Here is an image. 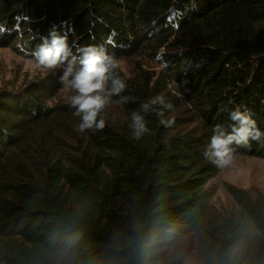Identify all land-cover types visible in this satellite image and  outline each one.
I'll list each match as a JSON object with an SVG mask.
<instances>
[{
    "label": "trees",
    "instance_id": "1",
    "mask_svg": "<svg viewBox=\"0 0 264 264\" xmlns=\"http://www.w3.org/2000/svg\"><path fill=\"white\" fill-rule=\"evenodd\" d=\"M262 27L264 0H0V48L29 60L53 30L70 44H102L118 60L165 48V85L190 93L206 130L199 138L168 135L174 126H159L154 112L145 114L150 132L140 143L107 126L88 130L107 154L102 166L69 172L51 164L43 182L21 184L13 148L24 127L53 116L44 101L62 85L54 74L19 93L1 91L0 264H51L59 252L73 255L72 264H175L165 253L204 223L211 197L204 185L220 170L203 156L213 127L230 125L239 107L264 132ZM127 87L122 95L131 100L122 106L131 114L144 102ZM233 147L264 159V137ZM225 189L256 233L235 226L212 237L207 264H264V207ZM69 194L78 198L73 207Z\"/></svg>",
    "mask_w": 264,
    "mask_h": 264
},
{
    "label": "rangeland",
    "instance_id": "2",
    "mask_svg": "<svg viewBox=\"0 0 264 264\" xmlns=\"http://www.w3.org/2000/svg\"><path fill=\"white\" fill-rule=\"evenodd\" d=\"M264 38V27L261 29ZM167 50L160 47L157 55L142 52L119 59V75L126 80L127 89L141 96L138 100L146 102L156 96H165L173 104V109L165 113V118H174V129L168 135L189 134L199 138L206 131L197 116V110L189 100L190 93L165 85L160 56ZM62 74V69H44L32 60L17 54L12 47L0 48V92L6 90L19 93L34 81L46 80L50 76ZM72 93L58 90L54 97L45 96L44 105L55 109L47 121L24 127L21 143L13 148L11 165L15 167V181L21 184L41 183L45 178L46 167L55 164L66 167L69 172H78L103 165L107 156L92 144L85 132L77 131L79 118L74 116L68 103ZM148 100H144V99ZM131 100V99H128ZM135 100V99H134ZM132 100V101H134ZM62 108H64L62 110ZM106 126L117 134L126 136L134 143H140L130 128L131 114L126 112L117 99L106 108ZM159 126H162L159 123ZM30 127V131H27ZM162 129V128H161ZM210 141V140H209ZM232 185L247 193L252 203L264 207V159L235 154L230 167L220 169L210 177L204 189L211 193L202 226L185 238H181L165 255L174 259L175 264H207L209 252L207 242L212 237L228 232L232 227H244L255 234L252 224L246 222L234 199L225 189ZM65 189L68 190L66 185ZM72 207L77 203L75 194H69ZM51 264H72L74 256L59 252L47 258Z\"/></svg>",
    "mask_w": 264,
    "mask_h": 264
},
{
    "label": "clouds",
    "instance_id": "3",
    "mask_svg": "<svg viewBox=\"0 0 264 264\" xmlns=\"http://www.w3.org/2000/svg\"><path fill=\"white\" fill-rule=\"evenodd\" d=\"M33 63L44 69H62L59 77L64 90L72 93L68 103L75 109L73 115L79 118L77 131L103 130L106 126V108L113 97L125 104L128 97L122 95L127 87L117 69L119 60L107 51L104 45H77L69 43V37L56 30L49 38L30 52ZM173 104L165 96H156L144 102L139 111L131 113L130 128L135 139H141L150 132L145 114L156 113L164 127H172L174 118H164L165 111ZM231 124L227 127L217 124L212 129L210 141L203 156L220 169L230 167L234 162L235 148L251 147V141L264 137L248 110L237 107L229 113Z\"/></svg>",
    "mask_w": 264,
    "mask_h": 264
}]
</instances>
